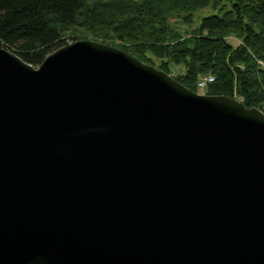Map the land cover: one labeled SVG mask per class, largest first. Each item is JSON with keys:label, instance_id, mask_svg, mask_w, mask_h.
Masks as SVG:
<instances>
[{"label": "water", "instance_id": "95a60500", "mask_svg": "<svg viewBox=\"0 0 264 264\" xmlns=\"http://www.w3.org/2000/svg\"><path fill=\"white\" fill-rule=\"evenodd\" d=\"M0 264H264V112L96 40L0 43Z\"/></svg>", "mask_w": 264, "mask_h": 264}, {"label": "trees", "instance_id": "16d2710c", "mask_svg": "<svg viewBox=\"0 0 264 264\" xmlns=\"http://www.w3.org/2000/svg\"><path fill=\"white\" fill-rule=\"evenodd\" d=\"M183 34L172 20L192 24ZM122 49L198 92L240 100L264 112V0H0V43L39 67L47 56L81 39ZM231 40H236L237 44ZM183 66V74L174 68Z\"/></svg>", "mask_w": 264, "mask_h": 264}, {"label": "rangeland", "instance_id": "374dc122", "mask_svg": "<svg viewBox=\"0 0 264 264\" xmlns=\"http://www.w3.org/2000/svg\"><path fill=\"white\" fill-rule=\"evenodd\" d=\"M127 1L137 2L139 0H127ZM213 13H214V10H212L211 8L208 7V8H205L203 10L198 11L195 14L194 22L192 24H188V25L187 24H183L179 19H173L172 20V23H173L174 28L178 29L180 32H182L183 34H185V32L191 31L194 28H196L200 24L201 19L203 17L209 16V15H211ZM87 39H90V38H87ZM81 40H86V39H81ZM91 40H93V39H91ZM231 41L237 44V41L236 40H231ZM184 72H185V68L183 66H178V67H175L174 68V74L175 75H177V74H183ZM208 90L209 89H207V90H198L197 93H200V94H208L207 93Z\"/></svg>", "mask_w": 264, "mask_h": 264}, {"label": "built area", "instance_id": "2783aa9c", "mask_svg": "<svg viewBox=\"0 0 264 264\" xmlns=\"http://www.w3.org/2000/svg\"><path fill=\"white\" fill-rule=\"evenodd\" d=\"M215 82L213 75L203 76L199 79L197 87L199 90H207L208 87Z\"/></svg>", "mask_w": 264, "mask_h": 264}]
</instances>
